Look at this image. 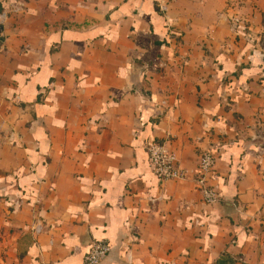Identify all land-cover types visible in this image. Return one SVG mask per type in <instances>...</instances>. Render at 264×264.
<instances>
[{"label":"crops","instance_id":"0c3cea01","mask_svg":"<svg viewBox=\"0 0 264 264\" xmlns=\"http://www.w3.org/2000/svg\"><path fill=\"white\" fill-rule=\"evenodd\" d=\"M3 12L0 264H83L99 240L101 264H264V0ZM150 143L187 178H158ZM206 150L212 205L194 180Z\"/></svg>","mask_w":264,"mask_h":264},{"label":"built area","instance_id":"2783aa9c","mask_svg":"<svg viewBox=\"0 0 264 264\" xmlns=\"http://www.w3.org/2000/svg\"><path fill=\"white\" fill-rule=\"evenodd\" d=\"M13 10L18 11L19 8L14 7ZM5 15L6 12H3L0 18ZM147 150L150 165L158 178L167 181L187 178L189 170L180 165L176 153L170 150L166 144L150 143ZM216 166V154L211 150H206L200 155L197 168L194 171L196 175L194 180L198 184L199 192L205 204H216L220 199L217 188L209 184L210 175ZM110 251L111 246L107 240L96 241L86 254L83 264H101Z\"/></svg>","mask_w":264,"mask_h":264}]
</instances>
